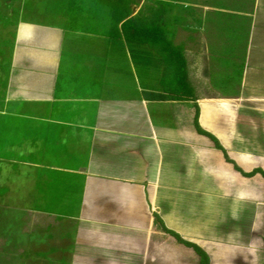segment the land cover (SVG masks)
Listing matches in <instances>:
<instances>
[{"label":"crops","instance_id":"obj_1","mask_svg":"<svg viewBox=\"0 0 264 264\" xmlns=\"http://www.w3.org/2000/svg\"><path fill=\"white\" fill-rule=\"evenodd\" d=\"M85 2L0 0V41L14 34L0 148H28L0 157V173L18 163L52 190L36 227L74 226L57 247L70 264H200L156 216L210 264H264V0H135L133 16L166 9L184 59L172 72L151 46L106 36ZM197 107L201 128L258 173L197 132Z\"/></svg>","mask_w":264,"mask_h":264},{"label":"rangeland","instance_id":"obj_2","mask_svg":"<svg viewBox=\"0 0 264 264\" xmlns=\"http://www.w3.org/2000/svg\"><path fill=\"white\" fill-rule=\"evenodd\" d=\"M25 149L28 148L13 149L2 146L0 157L6 161L8 155L11 160L17 159V155L25 152ZM17 150L21 152L19 153ZM6 161H1L3 165L0 173V264H70L66 258L67 255L57 247L60 248L66 244L68 241L66 236L72 234L74 226L73 228L61 226L46 231L47 227L42 229L36 227V225H42L39 215L37 213L31 214L35 209H39L38 211L42 209L44 213L45 205H39L38 208L36 203L44 191H47L44 195H48L52 190L44 184L41 186V180H36L34 177L32 180L28 176L26 178L20 169L18 171L20 174L14 172L12 168H18L20 164L11 162L9 166ZM36 184L38 185L37 188H35ZM60 196L57 195L55 200L61 201ZM63 201L65 202V199ZM69 204L67 200L65 202L66 207H70ZM56 205L57 208L61 209L58 203ZM55 213L62 214L58 209ZM54 221L56 219L53 220V223ZM48 223H52V220H48ZM71 237L72 235L69 240ZM58 241H63V243H58Z\"/></svg>","mask_w":264,"mask_h":264},{"label":"trees","instance_id":"obj_3","mask_svg":"<svg viewBox=\"0 0 264 264\" xmlns=\"http://www.w3.org/2000/svg\"><path fill=\"white\" fill-rule=\"evenodd\" d=\"M80 8H88L97 15L98 12H104L106 15V33L105 35L113 39L125 38L126 42L129 44L138 45H149L156 49L163 55H165V60L168 61L169 72L176 71L178 68L182 69L184 65V59L182 51L173 47L171 43L165 38L164 28H163V17L165 15L166 9L160 4L157 9L151 11L150 16H146L143 11L133 16L132 5L135 0H86ZM77 5V4H76ZM89 10V11H90ZM11 37L8 41H0V58L7 60L8 62L5 66L0 64V72L3 71L5 74L9 72L12 54H13V39L14 34L11 33ZM1 40V39H0ZM2 46L4 48L2 49ZM164 48V50H162ZM168 56V57H167ZM179 62V63H178ZM185 75V87H186V99L195 100L194 96L188 97L192 93L190 85L186 81ZM1 83V82H0ZM1 99V95H0ZM194 125L199 134L208 136L215 143V147L221 150L225 156L227 162L234 165V168L240 171L246 177H252L258 171H252L250 173L242 172L237 164L231 160L227 154V151L221 146L217 138H215L209 132L203 130L199 124V108H196V114L194 117ZM264 177V172H260ZM161 224L163 231L166 234L173 236L179 243L193 248L200 257V264H210L208 255L197 245L192 244L184 240L179 234L168 229L159 216H156Z\"/></svg>","mask_w":264,"mask_h":264}]
</instances>
